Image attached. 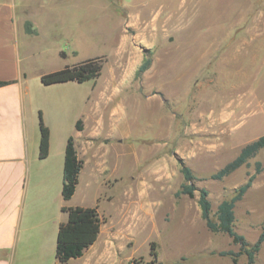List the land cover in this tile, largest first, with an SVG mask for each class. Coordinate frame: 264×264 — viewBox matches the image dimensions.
I'll list each match as a JSON object with an SVG mask.
<instances>
[{"label": "rangeland", "instance_id": "obj_1", "mask_svg": "<svg viewBox=\"0 0 264 264\" xmlns=\"http://www.w3.org/2000/svg\"><path fill=\"white\" fill-rule=\"evenodd\" d=\"M7 1L25 31L29 22L20 51L35 100L42 99V74L105 57L101 76L82 83L90 96L85 116L64 102L55 107L57 92L46 103L56 151L79 119L86 136L107 141L98 150L75 138L86 167L71 200L73 207L98 206L100 242L111 258L101 264H248L245 254L237 262L221 255L241 245L210 230L198 202L207 188L217 220L219 203L260 162L235 204L234 229L251 244L264 229V147L225 178H212L264 135V0H0ZM99 152L112 170L101 181ZM183 165L196 176L194 197L176 195ZM61 182L53 180L54 195ZM51 246L45 264L57 262ZM254 264H264V242Z\"/></svg>", "mask_w": 264, "mask_h": 264}, {"label": "crops", "instance_id": "obj_2", "mask_svg": "<svg viewBox=\"0 0 264 264\" xmlns=\"http://www.w3.org/2000/svg\"><path fill=\"white\" fill-rule=\"evenodd\" d=\"M26 33L23 26L18 24L16 5L9 1L0 2V80L13 81L0 86V264H18L20 261L45 264L51 244L55 246L56 255L60 225L69 219V213L63 210V206L73 207L71 200L77 193L76 190L72 199H65L62 191L68 138L73 134L74 139L81 140L82 144L93 145L98 150L106 141L101 137L86 136V124L83 121V129L76 126L72 132L62 133V144L57 151L53 149L56 127L52 119L48 118V95L57 92L51 96V102H55V107L59 108L60 103L64 102L68 108L78 111L77 117H83L90 111V106L89 110L87 107L90 96L81 92L82 83L71 80L38 85V97L42 99L35 100L20 51L21 35ZM37 111H41L51 131L50 154L45 158L39 156L41 127L36 117ZM58 117L60 121L62 118ZM129 135L126 132L122 136L129 138ZM79 143L75 140L78 157L84 162L81 177L86 162L81 156L82 147ZM96 157L95 179L101 181L112 170L109 161L100 152ZM61 177V190L54 195L53 180ZM103 246L99 234L96 243L68 264L74 259L82 264L111 262Z\"/></svg>", "mask_w": 264, "mask_h": 264}, {"label": "trees", "instance_id": "obj_3", "mask_svg": "<svg viewBox=\"0 0 264 264\" xmlns=\"http://www.w3.org/2000/svg\"><path fill=\"white\" fill-rule=\"evenodd\" d=\"M26 23V30L30 31V27ZM65 56V52H62ZM105 57H91L80 63L67 65L64 68L53 72H47L41 75V80L44 84H56L67 81L84 83L88 80H97L104 69ZM150 65V60L146 61L138 69V74L147 70ZM13 81L0 80V86L11 84ZM41 139H40V154L41 158H45L50 154V127L44 122L42 113H39ZM78 129L84 128L82 119H79L76 124ZM264 147V135L244 146L240 154L219 169L212 175L214 179H222L230 175L242 164L254 157L257 152ZM84 162L78 157L75 139L69 136L66 146V155L64 162V177H63V196L65 199H72L77 190L79 177L83 168ZM262 170L261 163L258 162L256 171L249 179L237 187L231 199H226L220 202L217 209V220L212 218V204L209 198V190L200 188L199 205L203 219L207 222V227L215 232L222 231L233 238L235 243H239L240 251L235 253L231 250L220 252L222 256L232 257L234 262L238 261L241 254H245L248 258V264L255 263V256L262 247L264 242V229L261 232L258 240L251 244L243 234L238 233L234 229L236 221L235 204L243 198L249 188L252 186L258 173ZM182 173L185 180L181 188L176 192L177 196L187 195L194 197L198 189L194 180L196 176L193 170L186 165H183ZM63 210L69 213L68 221L61 223L56 245L57 264H68L73 258L81 257L84 251L89 246L96 243L101 232L102 218L100 216L98 206H63ZM155 253V252H154Z\"/></svg>", "mask_w": 264, "mask_h": 264}, {"label": "bare ground", "instance_id": "obj_4", "mask_svg": "<svg viewBox=\"0 0 264 264\" xmlns=\"http://www.w3.org/2000/svg\"><path fill=\"white\" fill-rule=\"evenodd\" d=\"M173 18H174V17H170V18H169V22H170V23H173V22H174V21H173V20H174Z\"/></svg>", "mask_w": 264, "mask_h": 264}, {"label": "water", "instance_id": "obj_5", "mask_svg": "<svg viewBox=\"0 0 264 264\" xmlns=\"http://www.w3.org/2000/svg\"><path fill=\"white\" fill-rule=\"evenodd\" d=\"M151 264H156L155 262L151 263ZM158 264H164L163 262H159Z\"/></svg>", "mask_w": 264, "mask_h": 264}]
</instances>
